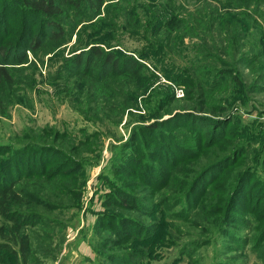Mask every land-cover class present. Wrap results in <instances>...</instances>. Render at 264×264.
Returning <instances> with one entry per match:
<instances>
[{
	"label": "rangeland",
	"instance_id": "1",
	"mask_svg": "<svg viewBox=\"0 0 264 264\" xmlns=\"http://www.w3.org/2000/svg\"><path fill=\"white\" fill-rule=\"evenodd\" d=\"M137 1L138 17L148 18L154 8L145 14L147 0ZM235 1L228 9L221 8L227 0L210 5L243 10ZM172 2L185 37L163 59L147 55L142 78L54 77L76 32L67 47L40 50L43 64L33 60L16 72L0 115V180L11 155L5 149H20L25 174L15 186L38 191L41 205L10 201L12 212H32L39 222L18 229L0 216V242L16 252L0 247V264H264V30L262 37L250 27L240 31L241 49L256 59L243 63L201 39L207 15L195 9L208 8V0ZM251 2L250 21L264 24V3ZM20 20L13 15L5 31L19 34ZM133 21H117L116 54L147 50ZM7 38L0 34V46ZM178 74L202 86L221 78L225 92L197 87L186 98ZM234 74L240 86L230 84ZM162 120L160 129L144 128ZM29 141L43 145L40 154L25 152Z\"/></svg>",
	"mask_w": 264,
	"mask_h": 264
},
{
	"label": "trees",
	"instance_id": "2",
	"mask_svg": "<svg viewBox=\"0 0 264 264\" xmlns=\"http://www.w3.org/2000/svg\"><path fill=\"white\" fill-rule=\"evenodd\" d=\"M212 1L215 0H208V8L204 5L196 8L195 12H197H194L195 14H202L203 12L207 15L205 28L207 35L201 39L211 40L210 46L212 49L218 50L219 55L222 53L232 58L234 54L238 53L240 54L239 61L243 63L256 61L253 54L243 52L241 49L244 47V37L241 36L240 31L244 30V27L247 29L250 27L255 32L258 31L262 37L264 24L256 19L251 22L249 19L251 12L245 9L249 8L250 3L252 4L251 1L253 4H260L264 3V0H237L235 1L236 6L243 8V10L236 12L221 11L218 7L210 5ZM232 1L227 0V3L223 4L221 8L232 7L229 6ZM248 1L250 2L248 3ZM138 3L137 0H0V34L8 37L6 42L0 46V115L4 111L5 99L11 94L17 82L16 72L25 67H34V61L43 64V61L38 58L40 50L56 51L67 47L75 32V42L70 47L72 54L62 58L64 63L60 68L58 67L54 77L60 78L61 71L62 73L66 71L68 78H77L78 80L91 78L95 79L97 83H103L111 82L116 77L128 81L145 76L143 75L145 68L143 60L147 59V55L151 54L163 59L164 49L168 48L169 51H172L169 44L181 43L185 36L180 33L179 23L181 19L177 16L179 10L172 0H165L161 4H157L158 0L144 2L141 6V11L144 13L145 11L148 13L152 7L154 8L148 18L145 15L138 17ZM163 5L166 7L161 8L160 6ZM16 13H20L21 20L19 23L21 26L24 24L25 27L19 34L11 35V32L5 31L9 25L7 20L13 15L15 17ZM122 16L134 18L130 28L135 32L140 29L138 35L147 42V50L135 51L139 57L136 54H134L135 56L127 53L116 54L117 51L111 48L114 45H119L115 36L118 31L113 29H117V21ZM78 26L79 28L76 30ZM215 37L219 38V43L215 42ZM112 39L116 40L115 44H111ZM28 53L33 56V59L29 57ZM190 71L193 74V70ZM230 73L226 72L225 75H230ZM263 73L259 75L260 78ZM225 75L223 74L222 77ZM173 79L176 83L184 85L186 98L194 96L197 87L206 94L214 92L218 94L220 88L224 89L225 92V83L221 82V78H213L208 86L198 85L192 82V79L179 74L175 75ZM230 81V84L236 86H240L242 83L235 74L231 76ZM119 93L117 96L120 95ZM215 109L224 112L226 108L225 106H216ZM163 121H154L144 128L155 131L162 127ZM42 147V144L29 141L24 148L25 152L40 154ZM5 151H10L11 155L8 156L10 159L6 158L5 160V162L10 161L7 163L6 172L0 180V216L13 222L19 229L22 224H34L39 221L32 215V212H12L10 201L32 202L41 205L39 202L41 197L38 191L15 186L25 174L23 172L25 166L18 159L21 150L8 147ZM40 172H44V169H39L38 173L41 174ZM246 178V172L241 174V180ZM118 200L117 205L119 207L126 205L125 199L118 196ZM115 218L117 217L112 218V220ZM149 231L147 235L152 233L151 230ZM0 247L16 253L5 242H0ZM26 248L27 240L23 239L22 254ZM258 256L264 263V244L258 249Z\"/></svg>",
	"mask_w": 264,
	"mask_h": 264
}]
</instances>
